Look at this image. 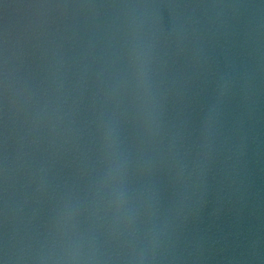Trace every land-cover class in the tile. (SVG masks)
I'll return each instance as SVG.
<instances>
[{
  "label": "water",
  "instance_id": "1",
  "mask_svg": "<svg viewBox=\"0 0 264 264\" xmlns=\"http://www.w3.org/2000/svg\"><path fill=\"white\" fill-rule=\"evenodd\" d=\"M0 264H264V0H0Z\"/></svg>",
  "mask_w": 264,
  "mask_h": 264
}]
</instances>
